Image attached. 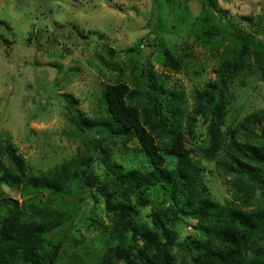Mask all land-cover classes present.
Instances as JSON below:
<instances>
[{
    "label": "rangeland",
    "instance_id": "rangeland-1",
    "mask_svg": "<svg viewBox=\"0 0 264 264\" xmlns=\"http://www.w3.org/2000/svg\"><path fill=\"white\" fill-rule=\"evenodd\" d=\"M173 1H179L184 15L177 12ZM206 7L205 0H0V156L10 143L24 158L28 174L88 157L95 183H108V169L92 143L98 134L80 130L71 121L65 95L76 100L77 113L98 122L107 117L99 101L103 83L122 81L131 90H139L137 76L148 58L159 82L182 93L185 114L193 115L195 90L214 79L220 52L228 47L224 43L219 50L210 51L195 41L191 20ZM210 11L220 18L228 14L235 21L246 16L252 29L264 28V0H212ZM161 49L172 51L180 66L159 62ZM117 70L121 71L118 80ZM128 104L141 106L142 102ZM254 113L264 116V79L259 60L251 54L228 86L222 129L228 133L235 128L241 145L264 147V137L256 138L258 127L264 131V122L249 121ZM195 124L199 136L186 147L193 150L191 156L202 167L198 179L205 188L202 195L244 211L264 205V165L233 149L229 153L235 158L221 150L216 158L206 159L198 149L205 122L197 118ZM127 147L124 151L121 143L110 144L109 161L121 165L123 171L153 168L146 155L136 150V140ZM161 153L163 165L173 169L176 157L165 150ZM1 191V197L15 199L31 213L29 197L18 185H2ZM64 193L65 204L76 217L61 241L55 264H100L106 249L131 239L132 230L116 214L106 212L94 188L83 190L68 183ZM143 196L146 205L137 204V197L131 195L129 219L136 227L152 228V210L167 198L153 189ZM39 205L37 201L33 204ZM56 205L57 201L52 207L59 209ZM169 226L176 234L174 264H195L187 260V245L204 243L207 238L197 220L182 217ZM58 240L56 234L52 241ZM243 262L264 264V252L248 251Z\"/></svg>",
    "mask_w": 264,
    "mask_h": 264
},
{
    "label": "trees",
    "instance_id": "trees-1",
    "mask_svg": "<svg viewBox=\"0 0 264 264\" xmlns=\"http://www.w3.org/2000/svg\"><path fill=\"white\" fill-rule=\"evenodd\" d=\"M173 2L177 12L184 15L179 1ZM159 4L158 12L162 14ZM211 4L212 0H205L209 8H201L191 20L194 39L210 51L219 50L224 43L228 47L220 52L214 79L206 82L203 89L195 90L193 115L185 114L182 93L159 82L148 58L142 62L137 76L139 90H131L122 81L103 83L99 101L107 117L98 122L77 113L76 100L65 95L72 112L68 110L71 121L80 130L98 134L92 143L108 169L105 172L108 183H95L92 161L88 157L28 174L26 162L16 148L10 143L4 146L0 156V193L2 185L10 188L18 185L29 197L31 213L19 207L15 199L0 196V264H55L61 241L76 217L64 200L68 183L83 190L94 188L101 195L106 212L116 214L124 227L132 230L127 243L106 249L100 264H117L118 261L122 264H174L172 247L176 234L169 225L182 217L196 219L207 235L204 243L187 245V260L195 264H245L243 259L248 251L264 252V205L244 211L203 196L205 188L198 183L202 167L191 156L193 150L186 147L187 142L197 140L195 123L201 118L205 128L198 149L206 159L216 158L221 150L235 158L229 153L233 149L249 161L264 165V147L241 145L235 138V128L228 133L222 129L227 114L228 86L244 69L251 54L259 60L264 79V28L252 29L246 16L238 17L237 21L228 14L220 18L210 11ZM158 56L162 64L180 66L170 50L161 49ZM120 74L117 70L116 80ZM132 100H140L141 106L128 104ZM249 121L261 123L264 116L254 113ZM257 130L256 138L264 137L262 128ZM133 140L139 146L136 150L144 153L153 165L150 171H123L121 165L109 161L110 144L119 142L125 147L124 151H128L127 144ZM161 150L176 157L173 169L163 165L165 158ZM151 189L162 193L167 202L163 199L161 205L152 210V228L136 227L129 219L130 197L135 195L137 204L146 205L143 195ZM36 201L40 203L38 207L33 206ZM56 201L59 209L52 207ZM56 234L59 240L54 242Z\"/></svg>",
    "mask_w": 264,
    "mask_h": 264
}]
</instances>
